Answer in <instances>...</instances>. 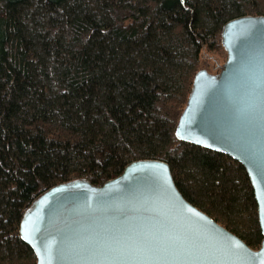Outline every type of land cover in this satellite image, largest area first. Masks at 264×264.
<instances>
[{
	"label": "trees",
	"instance_id": "obj_1",
	"mask_svg": "<svg viewBox=\"0 0 264 264\" xmlns=\"http://www.w3.org/2000/svg\"><path fill=\"white\" fill-rule=\"evenodd\" d=\"M243 16L264 0H0V264L37 263L20 225L44 191L139 160L168 163L186 200L260 248L244 166L175 135L206 55Z\"/></svg>",
	"mask_w": 264,
	"mask_h": 264
},
{
	"label": "water",
	"instance_id": "obj_2",
	"mask_svg": "<svg viewBox=\"0 0 264 264\" xmlns=\"http://www.w3.org/2000/svg\"><path fill=\"white\" fill-rule=\"evenodd\" d=\"M226 62L200 70L176 138L226 154L251 180L264 236V16L228 22ZM20 234L36 264H264L253 249L191 204L168 163L139 160L100 186L72 180L44 191Z\"/></svg>",
	"mask_w": 264,
	"mask_h": 264
},
{
	"label": "rangeland",
	"instance_id": "obj_3",
	"mask_svg": "<svg viewBox=\"0 0 264 264\" xmlns=\"http://www.w3.org/2000/svg\"><path fill=\"white\" fill-rule=\"evenodd\" d=\"M206 56L207 61L203 64L206 67H203V69L208 70L212 74L218 73L220 71V67L226 62L227 59V53L223 48H219L214 52L208 53Z\"/></svg>",
	"mask_w": 264,
	"mask_h": 264
}]
</instances>
